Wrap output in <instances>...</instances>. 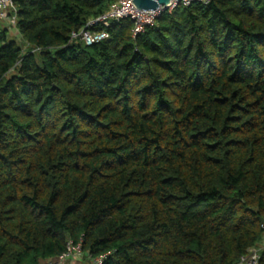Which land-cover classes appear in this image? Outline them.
Listing matches in <instances>:
<instances>
[{
    "label": "trees",
    "instance_id": "trees-1",
    "mask_svg": "<svg viewBox=\"0 0 264 264\" xmlns=\"http://www.w3.org/2000/svg\"><path fill=\"white\" fill-rule=\"evenodd\" d=\"M116 1L0 19V264L69 242L88 264H238L264 242V0L87 25Z\"/></svg>",
    "mask_w": 264,
    "mask_h": 264
},
{
    "label": "built area",
    "instance_id": "built-area-1",
    "mask_svg": "<svg viewBox=\"0 0 264 264\" xmlns=\"http://www.w3.org/2000/svg\"><path fill=\"white\" fill-rule=\"evenodd\" d=\"M192 2L207 3L208 0H170L166 6H160L155 10H139L134 6L133 0H117L103 15H100L94 20H91L87 25L92 26L95 24H101L107 26L109 20L130 18L133 22L132 35L136 36L140 32H142L146 26L152 25L155 18L161 12L165 10H172L178 5L188 6ZM10 10L14 11L13 0H0V19L10 20L12 25H14L15 17H9L7 15L8 11ZM77 35L81 37L86 45H91L108 37V34L103 29L91 31L86 27L81 29L78 34L73 33V36ZM261 247L264 249V242ZM80 251V244L75 246L71 242H69L67 244V251L59 256L57 260H50L42 264H63L66 260L81 255ZM259 258V248L254 247L249 250V253L247 255L241 257L240 262H243L245 264H258ZM92 263L99 264L100 258H95Z\"/></svg>",
    "mask_w": 264,
    "mask_h": 264
},
{
    "label": "water",
    "instance_id": "water-1",
    "mask_svg": "<svg viewBox=\"0 0 264 264\" xmlns=\"http://www.w3.org/2000/svg\"><path fill=\"white\" fill-rule=\"evenodd\" d=\"M170 0H133L134 6L139 10H155L160 6H166ZM238 264H245L239 262Z\"/></svg>",
    "mask_w": 264,
    "mask_h": 264
},
{
    "label": "rangeland",
    "instance_id": "rangeland-1",
    "mask_svg": "<svg viewBox=\"0 0 264 264\" xmlns=\"http://www.w3.org/2000/svg\"><path fill=\"white\" fill-rule=\"evenodd\" d=\"M9 16V15H8ZM4 25L9 29V32L11 35H15V30L13 28L12 23L10 22V20H3ZM26 46L24 45V49ZM259 248V250L262 249L261 246H257ZM63 264H88V262L81 256H75L69 260H66Z\"/></svg>",
    "mask_w": 264,
    "mask_h": 264
}]
</instances>
